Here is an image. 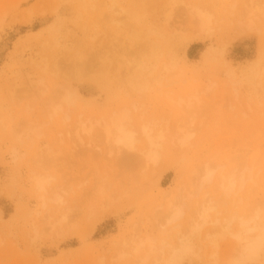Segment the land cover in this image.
<instances>
[{"label": "rangeland", "instance_id": "rangeland-1", "mask_svg": "<svg viewBox=\"0 0 264 264\" xmlns=\"http://www.w3.org/2000/svg\"><path fill=\"white\" fill-rule=\"evenodd\" d=\"M232 1L0 0V116L5 115L11 119V115L15 113L13 108L24 107L27 101L31 103L33 98L30 94L31 91L36 92L35 90L28 91V96L32 98L30 101L27 94V101L21 98L24 97L25 91L19 92L21 96L17 93L18 101L10 97L11 85L16 83L22 74L30 72L36 74L35 77L45 76L49 87H52L53 83H69L71 87L76 88L84 99L85 116L90 114L89 116L98 117V114L104 111L120 106L130 107L132 103H136L137 109L141 107L138 112L147 110L145 113H151L160 119L163 117L169 121L174 120L173 124L177 119L183 123L187 122V125H190L188 128L190 127L194 134L189 144L182 149L167 143L165 139L167 144H164L162 159L155 166L146 167L141 162L139 164L143 166L134 161L129 162L128 159L124 160L123 149L119 152L121 154H117V148H114L115 151L111 149L115 152L113 153L108 151L109 147L106 145L103 147L102 143L105 142L99 144L91 141L95 135L91 136L94 138L90 139V142L87 138V141L83 140L85 143L74 144V139L71 138L73 143L69 139L73 135L68 138L66 133L63 139L64 142L67 141L66 144L62 146L57 143L59 146H56V132H63V126V129H66L67 124L62 123L63 126L59 128H45L48 129L47 132L43 129L44 135L47 136L36 141L33 147L27 150V157L13 162L7 153L9 140L5 135L6 131L0 126V264H139V256L129 248L132 247L129 246L132 244L130 238L136 234V238H145L147 234L157 235V226L154 227L153 224L156 225L161 213L164 215L166 203L172 200L177 184L188 178L187 171L192 165L198 166L197 162H200V165L204 161L225 165L224 172L241 168L243 165L249 166L253 162V171L257 175L256 184L248 182L238 193V197H235V203L228 201L219 205L221 213L217 217L225 219L231 212L237 219L231 222L228 232L218 241L215 250L209 241L197 239L191 243L188 254L173 258L170 264H229L227 261L230 259H237L234 255H238L242 249L241 245L244 252L238 255L239 261L241 260L239 264H264V17L257 20L260 28L258 33H246L230 40V26L223 25L219 31L208 36L193 40L190 38L187 43L180 42L181 37L189 36L192 32L186 13L190 5L193 7L198 3L201 7L212 8L218 12L226 10V15L231 20L233 17L228 13ZM244 1L238 0L236 5L238 6L239 2L244 9L247 0ZM177 5L183 8H178ZM240 6L239 10L242 11ZM168 10H171L173 15L175 13L172 16L174 21L171 20V25H163L162 20ZM236 10L240 12L238 8ZM179 27H182L181 30ZM150 28L155 31L151 32ZM147 30H150L149 33ZM136 31L142 37L141 41L136 44L128 43V39ZM146 32V39L154 45L160 44L157 46L158 56L149 57L150 59L146 56L149 54L146 48L150 42L148 44L147 40L145 44L146 40H143ZM123 49L126 52L122 51ZM141 57H144L143 60ZM142 62L147 68L154 67L152 72L155 78L153 76L151 80L159 78L167 65L171 70L173 68L174 72V66L181 67L183 73L181 75L182 71L178 68L173 76L166 73L172 80L161 88L153 80L158 89L151 88L142 95L143 97L136 94L125 96L123 91L119 90L118 68L122 64L126 68V65L131 67V63L136 65ZM159 66H162L161 69ZM171 70L169 72L173 74ZM157 71H160L158 77ZM213 83L217 84V87ZM209 86L212 89L208 88ZM207 91L208 95H204ZM189 94H193L192 97ZM178 97L186 99L185 103L179 104ZM41 98L44 101L48 97ZM20 99L22 100L19 101ZM40 101L42 102L41 99ZM40 101L37 100L34 107L35 113L14 116V121L17 122L15 124H19L24 117L26 120L23 121L38 117ZM182 105H185L184 110ZM170 113L174 114V117H171ZM10 119L9 127L23 125L21 121V124L15 125ZM164 122L166 121L160 123L157 128L164 127ZM173 124L170 126L172 130ZM60 137L62 139L61 135ZM45 144L55 145V150L52 151L56 152V156L54 153L46 155L48 152L45 153ZM137 145L141 147V144ZM43 157L45 163L41 162ZM37 160L44 166L43 171L41 165V168L39 165L37 167ZM30 169L53 176L50 177L51 191L67 200L65 206L59 207L55 202L49 204L54 216H58L59 210H66L68 216H74L71 217L73 220L67 216L70 219L67 223L70 225H66L70 227H65L68 228V233H65L66 237L63 236L62 239L61 232L56 236L57 227L51 230L46 225L49 211L40 208L41 201L32 190L28 178ZM159 171L162 172L161 175ZM181 172L183 177L180 176ZM104 176L111 186H107L108 190L102 192L101 196L97 184L105 179L101 180ZM212 189L211 187L204 191ZM108 193L112 195L107 196L110 199H106L105 195ZM91 201L96 202L93 209L98 216L95 215V219L92 218L95 212L91 214L92 217H87ZM152 209H156L160 217L157 213L153 214L155 211ZM230 217L229 215L227 218ZM91 218L94 219L92 222L96 223L93 230L94 224L88 222ZM33 227H37L38 234L41 232L36 240L32 238L35 235L32 232ZM70 229L73 231L70 232ZM85 232H88V235ZM236 240L244 244H239L241 249L237 247ZM172 242L177 244L175 239ZM248 245L249 248L245 251ZM211 249L216 252L215 255ZM156 256L159 255H151V261L146 264L152 262Z\"/></svg>", "mask_w": 264, "mask_h": 264}, {"label": "bare ground", "instance_id": "bare-ground-1", "mask_svg": "<svg viewBox=\"0 0 264 264\" xmlns=\"http://www.w3.org/2000/svg\"><path fill=\"white\" fill-rule=\"evenodd\" d=\"M237 1L233 0L230 4V12L228 13V15L233 17V19H231V20L226 15L227 14L226 10H223L222 12H218V10H213L212 8L201 7L198 5V3L196 5H194L193 7H190L191 5L189 6L188 4H185L186 6L187 5L189 6V7L187 6L188 8H187L186 13L188 14V20L190 22L192 32L190 31L191 34L189 36L181 37L180 42H183V43L186 42L187 43L190 40V38H192V40H193L195 38H202V37L208 36L210 34H213L214 32L219 31L220 27H222L223 25L224 26H230V30L232 32L230 40L234 39L237 36H241L243 34H246V33H253V32L258 33V32H260V28L257 24V20H260L261 19L260 17H264V0L261 2H260V0H247L246 4L244 5L245 6L244 9H242V7L239 5L240 3L238 2V6L241 7L240 9H242V11H240L239 7L236 5ZM176 7L179 8L182 6L177 5ZM236 7L238 8V10L240 12H236L237 11ZM121 9L122 8H120V10ZM171 10L170 11L168 10V12L165 13L164 18L162 20L163 25H168V24L171 25L170 22H171V20H173L172 16L175 15V13H174V15L171 14L172 11H174V10H172V11ZM28 13L30 14V12H28ZM182 17H184V16H182ZM172 24H174V23H172ZM183 24H185V23H183ZM177 26H178V24H177ZM179 28L181 30L182 27H179ZM150 29H152V28H150ZM180 30H179V32H180ZM147 31L149 33L150 30H147ZM154 31L155 30H153V29L151 30V32H154ZM176 31H178V28L176 29ZM136 32L134 34H132L130 38L128 37L129 39L127 38L130 41L128 43L136 44L137 42L141 41L142 37L140 36V34L138 32L137 33ZM144 35H145L144 36L145 38H143V40H146V41H144L146 44V42L148 40V39H146V38H148L147 32ZM149 42L150 41L148 40V44H149ZM128 43H127V46H128ZM159 45H156V44L154 45L153 43L150 42V44L146 48L148 50L149 54L147 53L146 56L148 58L149 57L154 58L155 56H158L157 50H159V49H157L158 48L157 46H159ZM127 50H128V48H127ZM122 51H124V49ZM124 52H126V51H124ZM143 58H142V60H143ZM148 58H145V59H148ZM118 60H119V58H118ZM153 61H154V59H153ZM122 63H124V62H122ZM167 63H169V62H167ZM45 66H47V65H45ZM116 66H114V67H116ZM152 67H151V69H150V67L147 68V65H144L143 62L138 63L136 65H134V64L132 65V63H131V67H130V65L129 66L126 65V68L123 67V64H122L118 68V71H117L118 75L120 76L119 78L117 77L118 78L117 82L119 81V84H118L119 90L123 91L125 96H131L132 94L142 96L146 92L150 91L151 88L158 89L155 87L156 83L153 84V82H152L153 80L155 82H157V84H158L157 86H160V88H161V86L164 87L168 82H171L172 79L170 78L169 75H171V76L175 75L174 73L176 72L177 68L181 69V71H182V72L180 71L181 75L183 73V70H182L183 68L178 67V66L177 67L174 66L176 68L175 72H174L173 71L174 69L172 68V70H171V68H168L169 66L167 65L164 67L165 72L162 71L164 73L159 78L154 79L155 75H153ZM159 67L161 69L162 66H159ZM80 68H82V67H80ZM122 68H123V70H122ZM170 70L172 71L173 74H171V72H169ZM47 72L45 71V73H47ZM158 72H160V71H157V77L159 75ZM55 73H56V71H55ZM166 73H170L168 75L169 77H167ZM177 74L179 75V73H177ZM22 75L23 76L20 77V79H18L16 81V83L11 85L12 90L11 89L10 90H11L12 95L10 97H13L16 99L15 101H18L17 100L18 98H16L17 93H19V92L21 93V92L25 91L26 93L24 94V97H21V98H23L26 101H27L28 97L30 98V99L28 98L29 101L33 98L32 99L33 101L31 100L30 102L31 103L33 102L34 104L28 103V101L26 104V101H25L26 105L25 106L23 105L24 107L16 106V108H13L15 110V113L13 115H11V119L9 117L10 121L14 122L13 124H15V123H17L16 121H14L16 119L15 117H19V116H22V115L28 114V113L29 114L35 113L36 111L33 112V110H35L34 107H36L37 100L40 101V99H41L42 102L40 101L41 107H38V110H37V113L39 112L38 117H35L33 115L35 117L34 120L23 121V120H26L24 117L23 120H20L21 122H23V125L21 124L20 121L18 122L19 124H21V126L9 127L8 116H5V115L0 116V126L4 131H6L5 135L7 136L8 140H9L7 153L11 157V159H12L11 161H13V162L27 157V155H29L28 151H29V149H31V146L34 145L36 143V141L38 142L41 138H45L47 136V135H44V132L45 131L47 132V130H48L45 128H47V127L59 128L62 125V123H64L65 125L67 124L66 126H68V125H71V126H68V127L65 126L66 129H63L64 126L62 125L63 126V128H62L63 132L60 130L57 132L55 131L57 136H58V138L56 136V138H55L56 142H54V143H56L55 144L56 146L57 145L59 146V144H61L62 146H63V144H66L67 141L64 142V140H63L66 137V133L68 135V138L70 137V135L71 136L73 135L69 139L71 140L72 143H73L72 139H74V144H75V142L76 143L77 142L78 143L83 142V140H86L87 138L89 139L88 141L90 142V139L94 138L91 136L95 135L96 139L94 138V140H91V141L99 142V144L102 142H105L106 144L102 143L103 147L105 145L107 147H109L108 151H110V152L112 151L111 149L114 150V148H117L118 149L117 154H121L119 152H121L123 149V154H124L123 159L124 160L128 159L127 161H129V162L134 161L135 163H138V165L143 163V165L146 167L147 166H153V165L155 166L162 159L164 144L169 143V144L175 145L178 148L182 149L189 144V141L192 139V136H194L192 129L190 127L188 128V126H190V125L189 124L187 125V122L183 123L177 119L175 124H173L174 120L169 121V119L167 120V119H164L163 117L160 119V117H156L155 115H151V113L150 114L145 113L147 110H145V111L142 110L141 112H138V110L141 109V107H139L137 109L136 103H132V102H131L132 104L130 105V107L129 106H120V107L111 109L109 111H104L100 115L98 114V117H95L93 115L89 116L90 111H88L89 115L85 116L86 112L84 109L86 107L84 108L85 104L83 103L84 99L82 97V94L79 93V91H77L76 88L71 87L69 85V83L68 84L65 83L66 85L60 84V83H53V86L49 87L46 79L44 78L45 76L44 77L43 76L35 77L36 74L30 73V72H25ZM80 75H81V73H80ZM181 75H179V76H181ZM153 76H154V78H153V80H151V78ZM212 82L215 83V81H212ZM213 84L212 85L210 84V86H212V88L215 85H217V84H214V86H213ZM210 86L208 88H210ZM215 87H217V86H215ZM212 88H210V89H212ZM197 89H199V88H197ZM197 89H195V90H197ZM31 90H35L36 92L31 91ZM195 90H194V92H195ZM201 90L202 89H200V91ZM28 91H31L30 96L32 98L30 96H28L29 95ZM200 91H197V92H200ZM214 92L215 91H213V93ZM20 93H19V96H21ZM32 93L34 94L33 96H32ZM35 93H38L39 95L37 96V94L35 95ZM206 93L204 95H208L209 92L207 91ZM26 94L28 97H26V99H25ZM192 95L193 94H191V95L189 94L190 97H192ZM43 96H47L48 98L44 99V101H43V99L41 98ZM178 96L180 97V95H178ZM186 96L187 95H185L184 97H186ZM194 96H196V95H194ZM179 97H178V99H179L178 103L179 104H182V102L186 101V99L184 100V98L182 99V97L181 98H179ZM36 98H37V100H36ZM190 99H188V100H190ZM21 100L22 99H20L19 101H21ZM35 100H36V102H35ZM5 101H6V99H5ZM190 102H193V101H190ZM14 104H15V102H14ZM17 104H18V102H17ZM29 104H31V105H29ZM138 105H141V104L138 103ZM189 105H190V103H189ZM170 106H171V104H170ZM177 106H180V105H177ZM184 106L185 105H182L183 110L185 108ZM81 107H83V108H81ZM172 107H174V106H172ZM179 108H181V106ZM13 109L11 108V110H13ZM190 110H192V109L190 108ZM185 111H187V107H186ZM97 112H98V110H97ZM136 112H138V114H135ZM175 113H177V112H175ZM183 114H185V113H183ZM170 115H171V113H170ZM173 115H171V117H174ZM193 116H191V117H193ZM157 118H159V119H157ZM163 121H166V122H164L165 124L163 123L164 127L162 126L161 129L157 128V126L160 123H162ZM189 123H191V121ZM19 124H15V125H19ZM172 124H173V130L170 127ZM192 124H193V121H192ZM43 129H44V132H43ZM166 131L169 132L168 138H166L167 137ZM170 131H172V132H170ZM48 132H49V134H51L52 130H51V132L50 131H48ZM64 133H65V135H64ZM2 134H3V132H2ZM45 134H47V133H45ZM169 134H170V136H169ZM52 135L54 136L53 133H52ZM60 135L62 136V139H61ZM54 137H53V139H54ZM59 137L61 140L59 139ZM89 137H91V138H89ZM68 138H66V140H69ZM165 139H166L167 143H166ZM45 140H47V139H45ZM57 140H60V141H57ZM95 140H97V141H95ZM98 140H101V141H98ZM62 141H63V143H61ZM49 142L51 143V141H49ZM85 142H83V143H85ZM52 143H53V141H52ZM57 143H59V144H57ZM137 144H141V147H139ZM45 145H46L45 146L46 147L45 153L48 152V154H46V155L50 156L51 153H54L53 151L55 150L54 149L55 145H53L54 147L50 146L48 144H45ZM96 145L98 147L97 143H96ZM108 145H110V146H108ZM111 146H113V147H111ZM90 147H92V146H90ZM106 148H105V150H106ZM60 150H61V148H60ZM43 151L44 150H42V152ZM114 151H112V152L115 153ZM129 151L130 152L132 151L133 153L132 152L130 153ZM102 152H103V150H102ZM113 153H110V154H113ZM54 155L56 156V152L54 153ZM108 155H109V153H108ZM115 156H117V155H115ZM44 160L45 159L43 157V161L41 159V162L45 163L46 161H44ZM37 161H38V164L36 163ZM37 161L35 162L37 167L39 165V168L42 167L41 169L43 171L44 166L41 165L42 164L41 162H40L41 164L39 163V160H37ZM139 162H141V163L139 164ZM198 163H200V162L196 163L198 166H193V165L191 166V164L189 165V166H191L190 167L191 169L189 168L190 170L188 169L189 171H187L186 178L187 177L188 178L187 179L185 178L186 180H184L183 182H180L181 184L180 183L177 184L176 191H174V195L171 197L172 200H170V201L168 200L169 202L167 201L168 203H166V207L164 209V212H165L164 215H162L163 213L160 212L161 213V217H160L158 212H156V209L155 210L152 209L153 211H155V213H153V214L157 213L158 216L160 217L157 219L156 225H155V223L153 224L154 227L157 226V227H155V229H157V235L152 236L149 234V236H148V234H147V236L145 235L146 236L145 238L144 237H142V238L137 237L136 238V235H137L136 234V235L132 236L133 238H130L131 239L130 242L133 245L130 243L131 245H129V246H132V247H129V246L128 247L131 248L134 251V253H136L139 256V259H140L139 264H146L148 261H151V255H153V254L159 255L160 258H158L159 256H156L155 258L152 259V262H150L149 264H170V262L173 258H178L179 256L181 257L183 255L188 254L189 250L191 249V245H192L191 243L197 239H201L202 241H209L213 246V250H215L217 248L218 241H220L221 238H224L226 233L228 232L229 227L231 226V222L233 220L237 219V216L235 214L231 215V212L229 214L231 216L230 218H227L229 215L226 216V218L222 219V220L219 217H217L221 213L219 205L220 204H226L228 201L235 203V201H236L235 199L238 197V193L246 186V184L248 182L252 181V183L254 182V184H256L255 178L257 177V175H255V173L253 171L254 167H255L253 162H251L249 164V166L243 165V167L241 166V168H236V169L233 168V170L231 169V171H228V172H224L225 165L215 164L211 161L210 162L204 161L200 165ZM130 164L132 165V163H130ZM40 165H41V167H40ZM143 165H140V166H143ZM38 170H40V169H38ZM160 170L163 172L162 168ZM162 172H160V175ZM28 174H29L28 178L32 184V190L34 191L35 194H37V197L41 201L40 208L46 209L47 211H49L47 213V215H48L47 223H46L47 227H49V229H51V230H53L57 227V230L59 229L60 231L59 230L55 231L56 236L58 237L60 235V232H61L60 239L64 238L63 236L66 237L65 233H68L67 231H68V228L70 227V226L68 227L66 225V224H69V223H67V221L70 222L69 221L70 219L67 218L69 213H66V210H65V212L59 210L58 213L59 212L60 213L58 214V216H54L55 214H54V212L53 213L51 212L52 210L50 209V205H49L50 203L55 202L59 207L65 206V203L67 201L66 199H63V197L61 195H57L58 193L51 191L50 177L52 178L53 176H51L50 174H48V176H46L47 175L46 173H44V175H43V172L42 173H41V171L37 172L34 169H30ZM159 176H158V178H159ZM180 176L183 177L182 172H181ZM101 180H103V181H101L102 183L99 181V183L97 184V185H99L100 189L98 188V186L96 184L95 185L97 186V189H99L98 192L102 196V192L103 193L106 192V190H108V187H110L111 184L107 181L105 176L102 177ZM93 181H94V179H93ZM103 182L106 183V185ZM102 186H104V187L106 186V188L103 189ZM211 187L213 188L212 190H209L208 192L204 191V189L207 190L208 188H211ZM95 188H92V189L94 190ZM49 193H50V195H49ZM109 194L110 193H108V195L107 194L105 195L106 199L108 198L107 196H109ZM109 197H112V195ZM86 198L87 197H85V199ZM117 198H119V195ZM117 198L115 197V199H117ZM89 199H90V197H89ZM96 199H95V201H96ZM108 199H110V198H108ZM95 203H93L91 201L90 202L91 205H89V204H88L89 206L87 205L88 209L90 210L89 215L87 217H89L93 212H95V213H93L94 217H92L93 214L90 217L95 219L96 216H98V215H96V210L93 209V206ZM103 205L104 204H102L101 206L103 207ZM83 206H85V205H83ZM101 206H100V208H102ZM105 206H107V204ZM85 208H87V207H85ZM94 208H96V206ZM100 208H98V209H100ZM158 208H161V207H158ZM68 210H70V208ZM102 211H99V212H102ZM157 211H158V209H157ZM87 212H88V210H87ZM39 214H40V212H39ZM70 214H71V211H70ZM80 214H81V212H80ZM104 215H106V214H104ZM156 215H155V219L157 217ZM78 216H80V215L78 214ZM68 217L71 218L74 216L70 217V215H69ZM94 219H92V220L89 219L90 221H88V222H92V221H94ZM98 221H99V217H98ZM92 223L94 224L92 227V230H93L94 227L96 226V223H94V222H92ZM134 225H133V227H134ZM32 226H33V223H32ZM44 227H45V225H44ZM47 227H45V228H47ZM65 227H68V228L66 229ZM88 227H89V229L91 228L89 225H88ZM88 227H86V230L88 229ZM71 228H74V227L71 226ZM72 231H73V229H70V232H72ZM32 232L35 233L34 237H32L35 240H36V238H38V236H40V233H41L40 232L38 234L37 227H33ZM50 233H51V231H50ZM57 233H58V235H57ZM46 234H44V235H46ZM70 234H72V233H70ZM83 234H82V236H83ZM86 234L88 235V232ZM44 235H42V236H44ZM130 236H131V234H130ZM217 237L219 240L217 239ZM234 238H235V236H234ZM174 239L176 240V243H177L176 245L172 244V243H174V242H172ZM248 242H250V241H248ZM241 243H242L241 241H240V243H238V241L236 242L238 248L240 247L239 244H241ZM124 244H126V243H124ZM233 246L235 247V245H233ZM234 247H232V248L234 249ZM241 248H239L241 250L238 252V255L240 252L241 253H242V251L244 252V248L242 247V245H241ZM248 248H249V245H248V247H245V251H247ZM230 250H231V248H230ZM236 251H238L237 248H236ZM236 251H234V253ZM142 252H144V253H142ZM215 253L216 252H214L212 254L215 255ZM238 255H234L237 257V259H235L234 256H233L234 258L231 256L234 260L228 259L230 262L227 261V263H229V264H237L238 263L239 264V262L241 260L239 261ZM137 264H138V262H137Z\"/></svg>", "mask_w": 264, "mask_h": 264}]
</instances>
